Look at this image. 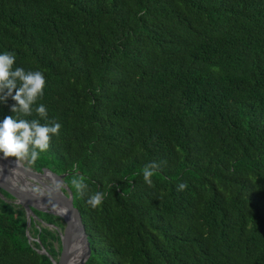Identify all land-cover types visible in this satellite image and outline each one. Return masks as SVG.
I'll use <instances>...</instances> for the list:
<instances>
[{
  "label": "trees",
  "instance_id": "16d2710c",
  "mask_svg": "<svg viewBox=\"0 0 264 264\" xmlns=\"http://www.w3.org/2000/svg\"><path fill=\"white\" fill-rule=\"evenodd\" d=\"M6 51L47 84L31 116L9 98L0 122L62 125L30 166L68 174L86 264H264V0H0ZM26 228L0 189V264H53ZM30 235L58 260V230L34 221Z\"/></svg>",
  "mask_w": 264,
  "mask_h": 264
},
{
  "label": "clouds",
  "instance_id": "9594fccd",
  "mask_svg": "<svg viewBox=\"0 0 264 264\" xmlns=\"http://www.w3.org/2000/svg\"><path fill=\"white\" fill-rule=\"evenodd\" d=\"M16 57L14 53L0 54V103L7 104L9 98L15 101L11 111L22 116H31L33 106L42 99L46 88V78L40 71H25L21 67H14ZM35 112L45 121L48 120L47 111L43 104L35 107ZM62 125L55 121L41 124L40 120L31 121L14 116H6L0 122V154L3 158H15L17 163L27 161L34 163L40 154L49 149L53 136H58ZM166 162H152L142 170L144 182L150 187L152 177ZM72 186L81 195L87 190L84 177L74 178ZM187 185L180 183L177 191H184ZM105 194L97 191L91 194L87 203L93 208L102 204Z\"/></svg>",
  "mask_w": 264,
  "mask_h": 264
},
{
  "label": "water",
  "instance_id": "95a60500",
  "mask_svg": "<svg viewBox=\"0 0 264 264\" xmlns=\"http://www.w3.org/2000/svg\"><path fill=\"white\" fill-rule=\"evenodd\" d=\"M11 162L17 163L15 159H5L0 154V189L9 193L14 198V203L25 209L29 242L38 243V252L49 256L53 264H71L79 250L83 251V255L78 264H86L91 257V244L81 212L74 205L73 192L64 183L68 174L59 175L47 168L37 172L24 164L16 165ZM34 210L59 217L65 223L64 230L45 223L59 232L61 253L58 260L51 257L38 238L30 235L32 222L38 219Z\"/></svg>",
  "mask_w": 264,
  "mask_h": 264
},
{
  "label": "bare ground",
  "instance_id": "6f19581e",
  "mask_svg": "<svg viewBox=\"0 0 264 264\" xmlns=\"http://www.w3.org/2000/svg\"><path fill=\"white\" fill-rule=\"evenodd\" d=\"M12 164H16V165H23V163H15V162H11ZM24 166V165H23ZM83 255V251L82 250H79L77 255L74 257V259L71 261V264H78L79 263V260L81 259Z\"/></svg>",
  "mask_w": 264,
  "mask_h": 264
},
{
  "label": "rangeland",
  "instance_id": "374dc122",
  "mask_svg": "<svg viewBox=\"0 0 264 264\" xmlns=\"http://www.w3.org/2000/svg\"><path fill=\"white\" fill-rule=\"evenodd\" d=\"M23 164L25 165V167H27V168H32L31 166H30V164L27 162V161H24L23 162ZM37 222H39L42 226H44V227H47V228H50V229H53L54 230V228L53 227H50V226H48V225H46L45 224V222H41V221H39L38 219L36 220Z\"/></svg>",
  "mask_w": 264,
  "mask_h": 264
}]
</instances>
